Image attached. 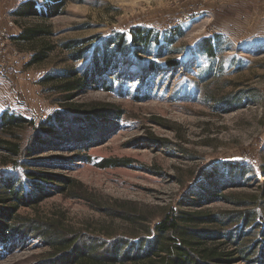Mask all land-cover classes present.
I'll use <instances>...</instances> for the list:
<instances>
[{"label": "rangeland", "instance_id": "rangeland-1", "mask_svg": "<svg viewBox=\"0 0 264 264\" xmlns=\"http://www.w3.org/2000/svg\"><path fill=\"white\" fill-rule=\"evenodd\" d=\"M0 1L13 9L0 15L16 22L12 46L22 63L14 73L0 71V114L13 110L36 124L61 106L60 94L40 80L54 70L80 69L90 58L72 61L66 43L90 39L93 51L110 37L130 38L137 28L154 31L151 37L158 39L150 52L138 54L154 69L145 72L137 58L121 57L112 70L114 91L93 89L75 99L119 111L102 120L107 131L100 141L85 152L51 150L20 158L86 154L92 160L54 167L75 186L63 193L52 189V196L21 206L18 215L58 223L85 240L127 247L152 238L155 225L171 211L202 212L218 219L197 226L202 235H215L201 238L203 247L240 258L243 251L252 255L264 229V0H64L57 14L26 19L13 13L28 0ZM37 1L39 7L50 3ZM23 27L51 34L24 42L17 39ZM46 46L53 48L49 58L30 66L33 53ZM231 99L236 101L228 104ZM20 135L25 146L33 130ZM6 157L0 153V181L21 177L23 168L10 174ZM108 158L130 164L102 168ZM238 165L244 173L235 176L232 167ZM200 190L204 198L215 191L220 196L195 203ZM246 213L255 216L243 227ZM52 251L41 239L15 240L0 249V264H48Z\"/></svg>", "mask_w": 264, "mask_h": 264}, {"label": "trees", "instance_id": "trees-1", "mask_svg": "<svg viewBox=\"0 0 264 264\" xmlns=\"http://www.w3.org/2000/svg\"><path fill=\"white\" fill-rule=\"evenodd\" d=\"M64 2L50 0V3L39 7L37 0H28L13 14L18 19L49 17L57 14L64 7ZM153 33L154 31L150 29H132L130 38H127L126 34L110 37L101 46L93 45L95 46L93 51L92 46L88 45L90 39L66 43L64 47L70 52L72 61L81 62L88 56L90 58L80 69L54 70L40 80L41 85L50 86L60 94L61 97L58 99L60 109L39 124L13 110H5L0 114V153L11 160L4 161V165L12 166L10 174L20 173V168H23L21 177L10 175L0 181V249H8L10 243L15 240L35 238L41 239L42 243L52 248L51 256L47 259L48 264H117L126 261H147L148 264H237L241 261L248 262L249 257L257 253L258 259L249 262L264 264V229L262 239L255 246L252 255L243 251L241 258L236 257L235 253L203 247L201 238L206 236L207 240L214 238L215 235H202L204 233L197 226L217 223L218 219L202 212L171 211L155 225V235L152 238L142 239L135 245L127 247L118 242L106 244L85 240L80 234L65 230L58 223L27 219L18 215L21 206H33L52 196L54 193L52 189L63 193L75 186L71 178L54 173L52 171L54 167L66 168L80 159L92 160L86 154L83 157H79V154L72 157L57 155L35 160L28 158L24 161L20 158L32 157L51 150L70 149L85 152L84 150L94 142L100 141L107 131L106 128L100 127L102 120L118 116L119 111L115 107H99L97 103L90 106L76 103L75 99L93 89L114 91L116 87L111 79L114 75L112 70L117 68L116 60L121 57L137 58L139 69L145 72L154 69L152 62L138 59V54L150 52L152 45L158 40L152 39ZM50 34L49 30L41 27H23L17 39L33 42ZM77 44L81 47L78 48ZM157 50H162V46H158ZM52 51L53 48L48 46L35 51L28 64L30 66L42 64ZM168 64L172 66V63ZM233 100L236 101L231 99L232 102L228 101V104H232ZM27 128L33 130V135L24 146L20 134ZM128 164L130 161L127 159L108 158L102 161L100 166L108 168ZM232 169L237 171L235 174L237 176L243 175L245 168L238 165ZM72 192L78 194L75 189ZM202 193L203 190L195 193L193 196L197 201L193 202L200 203L205 198L210 200L220 196L218 191L208 194L205 198ZM262 210L264 213V203ZM254 216L250 213L244 214L243 227L249 226Z\"/></svg>", "mask_w": 264, "mask_h": 264}, {"label": "built area", "instance_id": "built-area-1", "mask_svg": "<svg viewBox=\"0 0 264 264\" xmlns=\"http://www.w3.org/2000/svg\"><path fill=\"white\" fill-rule=\"evenodd\" d=\"M17 29L16 22L0 15V71L14 73L21 59L20 52L12 46Z\"/></svg>", "mask_w": 264, "mask_h": 264}, {"label": "crops", "instance_id": "crops-1", "mask_svg": "<svg viewBox=\"0 0 264 264\" xmlns=\"http://www.w3.org/2000/svg\"><path fill=\"white\" fill-rule=\"evenodd\" d=\"M17 6H19V5H17ZM17 6H16V8H17ZM13 9H10L9 7H8V5L7 4H5V3H2L1 1H0V13H2V12H9V11H12ZM16 32H17V29L14 31V34H16ZM22 67V63H20L19 64V66H18V70L20 69Z\"/></svg>", "mask_w": 264, "mask_h": 264}]
</instances>
